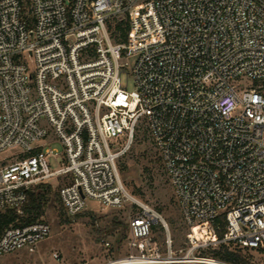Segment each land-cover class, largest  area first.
Here are the masks:
<instances>
[{
  "label": "built area",
  "instance_id": "2783aa9c",
  "mask_svg": "<svg viewBox=\"0 0 264 264\" xmlns=\"http://www.w3.org/2000/svg\"><path fill=\"white\" fill-rule=\"evenodd\" d=\"M143 127L189 229L179 250L120 175ZM5 150L16 159H0V212L22 214L53 178L69 217L129 208L130 253L110 264H234L213 252L264 251V0H0ZM50 233L44 220L11 225L0 256Z\"/></svg>",
  "mask_w": 264,
  "mask_h": 264
},
{
  "label": "rangeland",
  "instance_id": "374dc122",
  "mask_svg": "<svg viewBox=\"0 0 264 264\" xmlns=\"http://www.w3.org/2000/svg\"><path fill=\"white\" fill-rule=\"evenodd\" d=\"M127 61V59L122 60ZM126 81V80H125ZM134 90L130 79L127 86ZM63 151L60 141L50 144ZM13 150L0 152V159H16ZM52 170L60 167L59 158L49 157ZM121 178L128 189L140 200L147 202L163 213L169 224L173 249L187 247L188 227L183 222L178 201L159 157V152L146 128L139 129L128 152L119 160ZM62 179H51L48 204L41 220L51 226L50 235L37 243L34 251L22 248L0 256V264H110L126 257L130 250L127 245L129 236L127 209H103L93 206L76 217L63 215L58 188ZM122 224L115 227L113 221ZM202 236L200 229H195ZM158 238L164 246V236ZM250 264H264V251L246 254Z\"/></svg>",
  "mask_w": 264,
  "mask_h": 264
},
{
  "label": "trees",
  "instance_id": "16d2710c",
  "mask_svg": "<svg viewBox=\"0 0 264 264\" xmlns=\"http://www.w3.org/2000/svg\"><path fill=\"white\" fill-rule=\"evenodd\" d=\"M116 32L121 33L122 38L125 39L127 37V25L125 27V25L118 23L116 25ZM115 39L120 40L117 36H115ZM50 191L51 186L46 184H42L30 190L28 201L22 214H18L12 209L0 212V236L5 229L11 225H25L41 220V217L45 214V209L48 204V194ZM62 214L65 215L64 209ZM81 214L82 213L77 216ZM113 224L117 227L122 223L114 220ZM208 229L210 230V233L216 234L217 236H222L224 233V229L217 230L215 224L209 225ZM213 254L234 264H250L249 259H247V257L241 252L230 251L226 247H221L220 249L215 250Z\"/></svg>",
  "mask_w": 264,
  "mask_h": 264
}]
</instances>
